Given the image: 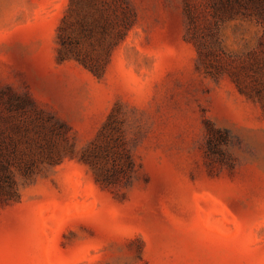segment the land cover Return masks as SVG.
<instances>
[{"label":"rangeland","instance_id":"374dc122","mask_svg":"<svg viewBox=\"0 0 264 264\" xmlns=\"http://www.w3.org/2000/svg\"><path fill=\"white\" fill-rule=\"evenodd\" d=\"M0 264H264V0H0Z\"/></svg>","mask_w":264,"mask_h":264}]
</instances>
